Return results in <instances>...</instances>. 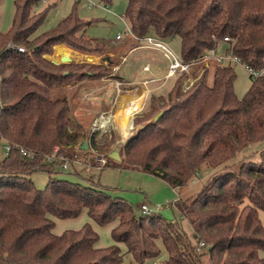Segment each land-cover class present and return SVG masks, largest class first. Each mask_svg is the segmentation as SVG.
Masks as SVG:
<instances>
[{"label":"trees","instance_id":"1","mask_svg":"<svg viewBox=\"0 0 264 264\" xmlns=\"http://www.w3.org/2000/svg\"><path fill=\"white\" fill-rule=\"evenodd\" d=\"M40 1L16 0L11 28L0 30V144L14 145L0 159V264H120L125 253L147 264H203L204 253L212 264H264V145L240 155L264 142V78H252L240 96L233 64H216L211 82V66L205 67L188 88L183 85L187 74L176 73L161 84L172 81L167 95L155 92L161 86L149 92L153 112L120 148L124 166L161 176L175 187L199 175L203 163L217 169L194 197L175 202L190 219L194 237L208 244L207 250H197L177 222L161 213L138 215L125 198L93 182L54 174L62 169V156L73 159L76 152L112 147L111 139L99 140L95 131L89 148H82L86 137L73 121L71 96L55 91L75 77L76 71L66 67L78 62L58 64L46 54L62 42L82 50L108 41L86 37L91 21L74 11L56 27L40 31L48 8L36 11ZM125 18L138 35L179 36L184 60L228 35L233 53L264 65V0H128ZM86 76L97 78L92 71ZM161 110L155 120L153 113ZM21 147L34 155L21 156ZM37 169L50 173L45 187L31 177ZM84 208L90 220L81 227L54 230L56 217H77ZM93 221H118L112 243L98 244ZM159 239L166 258L158 259Z\"/></svg>","mask_w":264,"mask_h":264},{"label":"rangeland","instance_id":"2","mask_svg":"<svg viewBox=\"0 0 264 264\" xmlns=\"http://www.w3.org/2000/svg\"><path fill=\"white\" fill-rule=\"evenodd\" d=\"M15 1L16 0H0V30L4 32L8 31L13 24L16 12ZM91 1H93L94 4H90ZM127 3L128 0H111L107 3H105L103 0H41L39 4L34 8L36 11H40L45 7H48L46 17L39 28L40 31H46L56 27L62 18L74 11L80 17H82V20L91 21V23L87 25V35H85L86 37H95L108 41V45L101 41L99 46H103V44H105V46L99 47V49L96 48V44H88L86 49L82 50L73 48L65 43V45L72 48L71 52L74 56L78 55V51L83 53L84 55V59H81L82 57L78 56L74 58L72 57L73 60H77V65L74 64L72 66H67L66 68L75 70V77H72L69 80L70 82L68 83V85H66L65 87L55 89L56 93L58 94H68L69 96H71V115L73 117V121L75 122L77 121L75 120L74 114H77L79 108L85 109L83 107L84 101L80 97L78 89H87L88 87L85 86V82L91 79H98L101 75H108L109 77L118 78L120 77L118 74H114V72L116 71L112 68L111 64L121 60L119 55L122 52V45L119 41H111L109 40V38H115L117 32L123 31L126 28V23L122 20L121 15H125ZM165 40L174 51H176L177 53L182 52L181 38L179 36L168 37ZM130 45L131 43H126L125 48L128 49ZM59 49L60 47L55 48L54 46L53 51L50 53V55L46 56L48 59L58 64L65 63L64 61H62V58L60 59L58 56L61 52L66 51ZM74 49L77 52H74ZM86 55L88 56V58L85 57ZM154 58L155 60H157L155 65V74L161 77L167 71L168 59L162 52L161 54L154 56ZM233 65L235 66L237 74L234 88L236 93L241 96L248 89L252 78L244 65H242L241 63H234ZM210 66L211 67L209 68L208 76L209 82H211L213 79V72L216 64L211 63ZM195 69L197 73L201 71V67H197ZM89 71L95 72V74L97 75L95 77L97 78L86 76ZM121 73L124 74L127 78L130 77L127 70V63L123 65ZM191 73L193 75V71ZM150 75L151 74L145 71L139 74L137 78L139 80L144 76L148 77ZM162 82L163 81H159L154 84L152 83L151 85H159ZM90 85L93 84L90 83ZM171 86L172 81L167 83V85L165 86H161L155 92H157V94L167 95L168 90ZM125 97H128V95L126 94L123 96L124 99ZM123 100L121 101V103L123 102ZM150 101L151 99L146 100V106L141 109V111L137 115V123H133V128H130L131 131L128 134L124 135L116 129V122L113 118L110 129L106 131L101 129L97 130L96 138L99 140L111 139L112 149L118 148L120 150L121 146H123V144L125 143L124 140L129 139L136 133L140 126L147 122V117L149 116L151 111L153 112ZM153 114L155 115L156 111ZM119 115V117L125 119V117L129 116L130 114L122 115L120 113ZM83 122V128L78 129L85 134L86 138L83 140H89L90 145V135L92 133L91 117H87L86 121ZM263 145L264 142L258 144L255 143L253 146L244 149V151L241 152L240 155L251 153L252 151L257 149L260 150ZM120 152L122 151L120 150ZM5 154V148L3 146V143H1L0 159H2ZM240 155H237L234 160L238 161ZM118 162L119 161L114 160V158H109L106 165L99 167L96 160V153H94V151L88 153L80 151L76 152L73 159L70 158L68 160L67 168L59 169L54 172V174L60 177L69 178L74 181H80L84 183L93 182L104 188L111 195L125 198L132 205L134 212L138 215L142 214L141 205L143 203H147L150 205L154 213H161L166 219L177 222L178 226L188 234L191 241L194 244H197L198 240L194 237V229L190 219L180 212L175 202L180 195L183 198L194 197L203 188L206 181L210 180L211 177L215 173H217V169L209 167L208 164L203 163L199 175H196L193 180L184 185L182 188H175L165 179L155 174L144 171L142 169L132 168L130 166H121L117 164ZM49 176L50 173L46 169H37L31 175L35 184L39 187L46 186L49 180ZM260 214L264 221V211L261 210ZM88 220H90V218L88 216L86 208H84L81 214L77 217H56L54 230L56 232L60 231L64 225L65 227L69 228L81 227ZM94 226H97L96 229L100 234V242L104 243V245L113 242L110 227L111 223H108L106 225H99L98 223H94ZM158 243L161 247V253L158 259L166 258L168 256V251L163 241L159 239ZM122 247L123 250L126 251V246L124 244H122ZM206 248L207 247H205V249L203 248L202 250H207ZM202 262L203 264H212L208 253L203 254ZM149 263L156 264V260H151ZM120 264L147 263L137 262L132 257V255H130L129 253H125L124 258Z\"/></svg>","mask_w":264,"mask_h":264},{"label":"crops","instance_id":"3","mask_svg":"<svg viewBox=\"0 0 264 264\" xmlns=\"http://www.w3.org/2000/svg\"><path fill=\"white\" fill-rule=\"evenodd\" d=\"M123 16L125 17V15H121V18L127 24V22L123 18ZM124 31H125V29L122 31V33H123L122 38L119 40L116 37L115 38H109V40H111V41H114V40L119 41L122 45V52L119 55L121 60L111 64L113 69L116 71V72H114V74H118L120 77L119 78L118 77H109L107 75V76H102L98 79H91V80H88L85 82L86 83L85 86L88 87L87 89H84V88L78 89V93L80 94V97L84 101L83 107L85 109L79 108L77 111V114L75 113L74 115H75V120L77 122H79L81 125H83L82 123H84L83 121H86L87 117H91V123H92L93 119L102 111H108V112H111L112 114H114V112L116 113L119 103L124 99L123 98L124 95L127 94L129 100H131L133 97L134 98L137 96L141 97V94L147 90V93H145L143 95V97H141L138 100V106L137 107H139V108L135 111V113H137L145 105L146 98L149 94L148 90L151 91L154 88H158L161 86V84L164 83V81L162 80L163 82L159 85L158 84H155L154 86L151 85L152 83L154 84L156 82H159L161 79H159V80L156 79L154 81H150V82H146V83L144 82V80H146L148 78L150 79V78H158L159 77L157 74H155V72H156L155 65H156L157 60H155L154 56L161 54V51L158 49L152 48V47L143 46L141 42H139L135 38L125 34ZM126 43H131V45L128 49L125 48ZM56 47H63V48H60L59 50H65L66 51V52H61L59 54L58 57L60 59L66 53H68L69 56H71V58L78 56V57H82L81 59H84L83 53L78 51V55L74 56L73 53L71 52L72 48L65 45V43H63V42L56 44L55 48ZM74 52H77V51H75V49H74ZM46 55H50V53H48ZM85 57L88 58L87 55ZM73 58L71 59V61H68V62H76L77 61V60H73ZM125 63H127V70H128L129 75H130L129 78H127L124 74L121 73V69ZM145 71H147L151 75L148 77L144 76L143 78L138 80L137 76L139 74H141L142 72H145ZM117 80L122 81V82L118 85V84H116ZM90 83L93 85H90ZM132 95H135V96H132ZM126 98L127 97H125V99L122 102V103H124V101H125V104H122L124 107L120 108L119 110H123V109L125 110L126 109V105L128 104V103H126ZM110 99H111V101H110ZM135 113H134V115H135ZM114 121L116 122L115 118H114ZM115 126H116V129L120 133H122L120 128L118 127L117 123ZM122 129L125 130L126 125L122 126ZM121 156H122L121 160H117V159H114V160L119 161L117 164L123 166L121 161L123 160L124 155H121ZM159 177H161V176H159ZM173 187H175V186H173ZM182 187H175V188H182ZM180 197H182V196L180 195L179 198ZM94 223L95 222L93 221V225H94ZM115 223L117 224V221L111 222V226H110L111 231H112V228L116 225ZM94 227L97 228V226H94ZM67 228H69V227H65V225H64L61 230L59 229L60 231H57V233H61L62 231H64ZM74 228H78V227H74ZM112 241H113V238H112ZM98 244L104 245V243H102L100 241L98 242Z\"/></svg>","mask_w":264,"mask_h":264},{"label":"built area","instance_id":"4","mask_svg":"<svg viewBox=\"0 0 264 264\" xmlns=\"http://www.w3.org/2000/svg\"><path fill=\"white\" fill-rule=\"evenodd\" d=\"M90 4H94L93 1L90 2ZM123 18L126 20V18L123 16ZM126 28L124 33L135 38L139 42L142 43L143 46L152 47L155 49L160 50L164 56L168 59V67L165 74H163L161 77L158 78H148L144 80V82H150L154 81L156 79H161L164 82L173 76L176 73H186L187 75L183 78V85L184 88H188L196 79L200 77V75L205 70V67H208L211 65V63L215 64H234V63H241L244 65L250 74L251 78H258L263 77L264 78V65H253L251 63H248L247 61L243 60L239 55L233 53L232 49L230 48L229 43V36L226 35L222 39L218 40L216 44H214L212 47L206 49L202 54L197 56L196 58L192 60H184L180 53H177L174 51L171 46L168 44V42L165 40V38L159 37L155 34L148 33L145 35H138L134 32L132 29L130 23L126 20ZM123 36L122 31L118 32L116 34V38L119 40ZM20 50H24L23 46H18ZM201 67V71L197 73L196 76L192 75L193 69ZM122 81L117 80L116 84H120ZM150 90H148V93ZM147 93V90L145 91ZM144 93V94H145ZM112 113L108 111H102L100 112L92 122V133L95 131L101 129V130H108L110 129V125H112ZM108 119V121H106ZM131 127L133 128V123L131 124ZM88 144H89V140ZM3 146L5 148L6 153H9L11 150H13L14 145L8 141L3 143ZM59 149V146L57 145L54 148V152L50 155H48L49 159H53L56 155L57 151ZM94 153H96V160L99 167H102L107 164L109 159V152H97L93 150ZM20 154L23 157L33 156V152L25 147L20 148ZM61 158H65L64 162L62 164V168L68 167V160L70 158L62 156ZM141 213L143 215H150L153 212L152 208L149 204L143 203L141 205ZM207 243L205 240H199L196 244V249L201 250L204 246H206Z\"/></svg>","mask_w":264,"mask_h":264},{"label":"bare ground","instance_id":"5","mask_svg":"<svg viewBox=\"0 0 264 264\" xmlns=\"http://www.w3.org/2000/svg\"><path fill=\"white\" fill-rule=\"evenodd\" d=\"M65 55H69L68 53H66ZM145 93V92H144ZM144 93L141 94V97H143ZM139 96L137 97H133L131 100H129V98L127 97L126 98V103H128L126 105V109L124 110H118L122 107H124L122 104H125V101L124 103H119L120 105H118V109H117V112L112 115V118H115L116 120V123L118 122V127L120 128L121 132L126 135L128 134L130 131H131V124H132V118H133V115L135 113V111L139 108L137 107L138 106V100L141 98ZM121 113L122 115H129L127 117H125V119H122L121 117H119L120 115L119 114ZM108 121V119L106 120ZM126 123V124H125ZM126 125V129L123 130L122 129V126H125Z\"/></svg>","mask_w":264,"mask_h":264},{"label":"water","instance_id":"6","mask_svg":"<svg viewBox=\"0 0 264 264\" xmlns=\"http://www.w3.org/2000/svg\"><path fill=\"white\" fill-rule=\"evenodd\" d=\"M71 56H68V55H64L62 57V61L64 62H68V61H71ZM163 114V110L159 111L158 113L155 114L154 116V119L157 120L159 119V117ZM132 123H133V119H132ZM127 139L124 140V142L126 143ZM82 148H89V144H88V141L87 140H84L82 142ZM109 156L114 158V159H117V160H121L122 159V156H121V153H120V150L118 148H114L112 149L110 152H109Z\"/></svg>","mask_w":264,"mask_h":264}]
</instances>
